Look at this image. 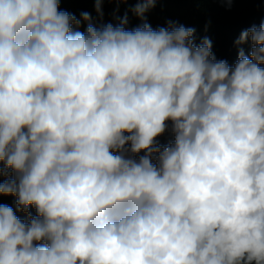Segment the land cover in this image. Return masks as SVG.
Returning <instances> with one entry per match:
<instances>
[{
    "label": "clouds",
    "instance_id": "obj_1",
    "mask_svg": "<svg viewBox=\"0 0 264 264\" xmlns=\"http://www.w3.org/2000/svg\"><path fill=\"white\" fill-rule=\"evenodd\" d=\"M156 2L0 0V264H264V0Z\"/></svg>",
    "mask_w": 264,
    "mask_h": 264
},
{
    "label": "trees",
    "instance_id": "obj_2",
    "mask_svg": "<svg viewBox=\"0 0 264 264\" xmlns=\"http://www.w3.org/2000/svg\"><path fill=\"white\" fill-rule=\"evenodd\" d=\"M160 1V6L155 11L154 7L146 13L147 22L153 29L167 27L169 21L177 26L183 25L186 27L185 24L189 20L191 25H194V22H196L194 12L197 11L201 15L209 13V15H211V22H219L218 29L220 32L224 31L226 27L225 23L234 25L237 20V16L228 15L222 11L221 4L224 0H157L155 6ZM139 2L140 0H102V19L95 10L96 0H59L58 10L68 12L76 16L77 19L81 18L83 12H88L93 18L95 26L107 23L118 26L120 20L127 15L128 23L126 25V30H133L142 24V21L132 11ZM86 29L87 24L81 21V27L78 30L86 33ZM199 31L201 32L202 30L199 29ZM0 182H2V180H0ZM0 204L12 207L17 215L16 197L0 195ZM30 211L33 216L36 215L35 208L30 207ZM21 220L27 221V217L24 213Z\"/></svg>",
    "mask_w": 264,
    "mask_h": 264
}]
</instances>
